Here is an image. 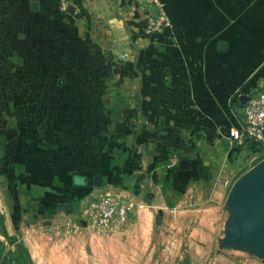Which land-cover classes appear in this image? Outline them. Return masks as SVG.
I'll return each mask as SVG.
<instances>
[{
  "label": "crops",
  "instance_id": "1",
  "mask_svg": "<svg viewBox=\"0 0 264 264\" xmlns=\"http://www.w3.org/2000/svg\"><path fill=\"white\" fill-rule=\"evenodd\" d=\"M30 1L0 0V23L30 9ZM36 1L29 17L42 18V31L49 29L43 9L49 7L94 45L63 66L83 68V58L104 56V76L91 95L121 102L122 122H114L111 109L110 127L96 117L88 128L58 127L56 141L51 126H40L45 161L30 155L26 142L14 155L9 149L13 197L29 198L48 218L68 220L107 189L136 200L131 223L194 191L222 206L224 181L234 177L248 146L230 145L229 129L243 117L241 97L264 82V0H162L171 25L148 34L139 0H71L73 12L61 11L57 0ZM173 151L183 162L168 167ZM96 173L101 185L93 184Z\"/></svg>",
  "mask_w": 264,
  "mask_h": 264
},
{
  "label": "rangeland",
  "instance_id": "2",
  "mask_svg": "<svg viewBox=\"0 0 264 264\" xmlns=\"http://www.w3.org/2000/svg\"><path fill=\"white\" fill-rule=\"evenodd\" d=\"M30 9L27 4L25 12L18 9L15 19L0 23V165H4L0 166V239L7 246L23 240L34 264H264V256L254 247L222 242L230 185L264 157V145H248L240 154L244 160L237 164L234 177L224 182L222 206L208 194L194 191L178 205L161 206L158 212H148L136 223L130 222L120 233L87 225L80 211L67 216L78 223L76 231L66 235L56 232L66 216L48 218L33 209L29 198L19 201L13 197L8 182L9 149L14 155L17 146L26 142L30 144L28 153L37 155L42 163L46 154L40 149L46 139L40 133L46 125L53 128L51 135L56 141L58 127L76 123L88 128L96 117L107 123L111 109L114 122H122L121 102L108 98V94L102 100L97 94L91 95L96 80L104 76V56H88L90 61L83 58V68L63 66L65 58L73 61L86 45H94L86 43L75 23L49 7H43L51 17L44 22L49 29L42 31V18L29 17ZM40 126L43 128L38 129ZM30 155L28 165L33 166ZM5 230L14 238H7Z\"/></svg>",
  "mask_w": 264,
  "mask_h": 264
},
{
  "label": "built area",
  "instance_id": "3",
  "mask_svg": "<svg viewBox=\"0 0 264 264\" xmlns=\"http://www.w3.org/2000/svg\"><path fill=\"white\" fill-rule=\"evenodd\" d=\"M139 2L144 8L142 24L144 33L160 31L171 25L162 0H139ZM70 3L71 0H57L58 8L62 11H68ZM152 5L155 6V15L150 12ZM248 95L241 122L229 129L230 145L245 146L250 142H254L256 146L264 145V82L252 89ZM179 159L177 151L171 152L167 166L174 167L179 163ZM136 204L133 197H121L110 190L102 189L85 201L80 214L83 221L91 227L107 233H120L125 231L131 222ZM78 228L76 221L68 219L55 231L66 235Z\"/></svg>",
  "mask_w": 264,
  "mask_h": 264
},
{
  "label": "water",
  "instance_id": "4",
  "mask_svg": "<svg viewBox=\"0 0 264 264\" xmlns=\"http://www.w3.org/2000/svg\"><path fill=\"white\" fill-rule=\"evenodd\" d=\"M30 8L36 9L38 2L30 1ZM69 12H73V5L69 4ZM151 14L155 15V6L150 7ZM244 105L249 98L248 94L241 97ZM244 110V106L241 111ZM183 159H179V164ZM241 163V158L238 159ZM101 174L93 175V184L101 185ZM229 207L223 243H244L254 247L264 256V157L242 172L230 185L227 193ZM70 207V204H64Z\"/></svg>",
  "mask_w": 264,
  "mask_h": 264
},
{
  "label": "trees",
  "instance_id": "5",
  "mask_svg": "<svg viewBox=\"0 0 264 264\" xmlns=\"http://www.w3.org/2000/svg\"><path fill=\"white\" fill-rule=\"evenodd\" d=\"M247 145L254 147V142ZM241 148V145H236ZM76 176V175H74ZM4 235L7 238H14L5 230ZM0 264H34L31 253L23 240L18 239L14 246H7L5 242L0 239Z\"/></svg>",
  "mask_w": 264,
  "mask_h": 264
}]
</instances>
